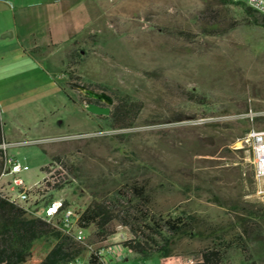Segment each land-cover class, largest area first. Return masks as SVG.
Wrapping results in <instances>:
<instances>
[{
    "label": "rangeland",
    "instance_id": "374dc122",
    "mask_svg": "<svg viewBox=\"0 0 264 264\" xmlns=\"http://www.w3.org/2000/svg\"><path fill=\"white\" fill-rule=\"evenodd\" d=\"M49 2L0 0L9 13H0V58L1 44L10 48L0 59L2 134L25 143L8 149L26 167L25 187L42 183L43 167L51 177L60 171L66 185L55 198L77 212L93 200L137 205L130 188L145 187L152 212L199 221L174 241L172 257L197 262L245 222L250 254L264 264V223L246 214L264 210V182L251 147L239 143L244 131L264 130V17L254 13L255 25L245 6L222 0H86L92 20L62 44L78 23L59 7L38 18ZM51 38L50 48L32 50ZM124 97L143 104L132 129L111 131L105 116L85 110L87 99L112 110ZM250 111L259 120L242 118ZM41 194L39 205L51 188ZM140 262L125 254L113 264ZM224 264L246 263L232 249Z\"/></svg>",
    "mask_w": 264,
    "mask_h": 264
},
{
    "label": "trees",
    "instance_id": "16d2710c",
    "mask_svg": "<svg viewBox=\"0 0 264 264\" xmlns=\"http://www.w3.org/2000/svg\"><path fill=\"white\" fill-rule=\"evenodd\" d=\"M222 1L244 6L231 0ZM245 11L252 17L255 13L246 7ZM253 22L259 25L256 18ZM260 26L264 27V21ZM142 108L143 104L138 100L129 97L117 99L110 115L104 119L111 131L129 130L135 126ZM248 132L249 130H246L243 134ZM3 141L0 112V145ZM53 162L65 166L59 156H55ZM47 170V166L41 169L44 173ZM56 174V177H53L54 183H48L51 188L48 201L55 199L54 193L63 190L66 185L59 176L60 171ZM129 192L138 200L137 205L120 209L114 203L93 200L78 213L79 225L88 232L87 244L103 245L117 234V226H121L130 231L131 239L123 245L135 260L140 262L158 257L160 264H170L174 241L195 234L198 219L186 213L156 214L151 210V200L145 187L133 185ZM246 214L250 216L247 220L264 223V210H247ZM240 225L241 229L236 235L219 239L206 248L199 264H224L226 254L232 249L241 253L246 264H258L250 254L246 240L247 224L244 222ZM87 251L85 246L66 237L45 221L27 217L23 209L9 202L0 193V264H68L82 257ZM87 262L100 264L99 258L93 255L88 257Z\"/></svg>",
    "mask_w": 264,
    "mask_h": 264
},
{
    "label": "built area",
    "instance_id": "2783aa9c",
    "mask_svg": "<svg viewBox=\"0 0 264 264\" xmlns=\"http://www.w3.org/2000/svg\"><path fill=\"white\" fill-rule=\"evenodd\" d=\"M234 3H240L246 8L251 9L256 14L264 17V0H231ZM264 117V114L262 115ZM257 113L250 111L242 116L251 123L257 119ZM240 144L251 147L255 164V179L258 185L264 182V130H250L240 141ZM25 144L22 142L7 143L5 140L0 145V182L7 181V188L0 193L9 202L15 204L24 210L25 214L31 218H39L50 224L57 231L62 232L66 237L87 248L89 256L93 255L99 258L100 264H113L125 254L129 252L124 247V243L131 239V234L128 228H121L117 232L119 239L117 242H107L108 245H88V232L79 225V212L76 211L73 205L69 204L64 198H55L52 201H47L41 205L37 203L39 197H44L41 194L48 189V183L53 184L54 178L51 177L52 171L45 172V178L42 183L33 187L26 188L20 175L26 170L20 161L8 154V149L15 146ZM67 203V204H66ZM106 242V243H107ZM202 262L200 258L197 262H181L175 257H171L170 264H199ZM68 264H82L80 258L70 261ZM140 264H144L140 262Z\"/></svg>",
    "mask_w": 264,
    "mask_h": 264
},
{
    "label": "crops",
    "instance_id": "0c3cea01",
    "mask_svg": "<svg viewBox=\"0 0 264 264\" xmlns=\"http://www.w3.org/2000/svg\"><path fill=\"white\" fill-rule=\"evenodd\" d=\"M86 0H59V4L57 3V0H50V4L49 5H45L43 6L42 11L40 12L38 18H46L47 14L49 13L48 11H51L53 8L57 10V8L59 7L58 11H61V13L63 12H68V11H72L71 13V17L73 18V20L75 22L78 23V27L75 28V30H70L69 36L67 38H63L61 40V43L64 44H71L73 41L72 39L78 35L80 32H82L85 28L84 25L88 22H90L92 20L91 16H90V11H89V6L83 4V2ZM3 4V3H2ZM4 8H7L4 4ZM4 8H2L3 12L0 10V13L2 12V15L5 18L6 14H9L7 10H5ZM6 11V12H5ZM22 10H20L21 12ZM6 13V14H5ZM6 23H7V19H6ZM0 27H2L0 25ZM72 27V26H71ZM3 31L6 30H2L1 33H3ZM5 36H3L4 38ZM54 44L52 38L50 39L49 42H46L44 45H36L34 48H32L33 51H40V50H44L46 48H50L52 45ZM2 48V52H1V61L4 62V55L6 54V52L9 51V45H3V43L1 44ZM6 56V55H5ZM7 142V141H6ZM7 143H16V142H12V141H8ZM27 217L31 218L29 215L26 214ZM89 257V256H88ZM81 261H85L84 259H82V257H80ZM88 260H86L87 262ZM88 263V262H87Z\"/></svg>",
    "mask_w": 264,
    "mask_h": 264
},
{
    "label": "water",
    "instance_id": "95a60500",
    "mask_svg": "<svg viewBox=\"0 0 264 264\" xmlns=\"http://www.w3.org/2000/svg\"><path fill=\"white\" fill-rule=\"evenodd\" d=\"M110 101V100H109ZM110 103V102H109ZM85 110L96 116H105L108 117L111 113V108L109 105L101 106L94 102H87L85 105Z\"/></svg>",
    "mask_w": 264,
    "mask_h": 264
},
{
    "label": "flooded vegetation",
    "instance_id": "af4514ba",
    "mask_svg": "<svg viewBox=\"0 0 264 264\" xmlns=\"http://www.w3.org/2000/svg\"><path fill=\"white\" fill-rule=\"evenodd\" d=\"M87 102H94V103H97L101 106H107V104H105L104 102H100L98 100H91V99H87Z\"/></svg>",
    "mask_w": 264,
    "mask_h": 264
}]
</instances>
